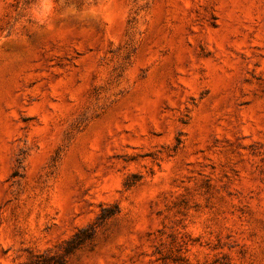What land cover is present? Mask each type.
<instances>
[{"label": "rangeland", "instance_id": "374dc122", "mask_svg": "<svg viewBox=\"0 0 264 264\" xmlns=\"http://www.w3.org/2000/svg\"><path fill=\"white\" fill-rule=\"evenodd\" d=\"M264 264V0H0V264Z\"/></svg>", "mask_w": 264, "mask_h": 264}, {"label": "trees", "instance_id": "16d2710c", "mask_svg": "<svg viewBox=\"0 0 264 264\" xmlns=\"http://www.w3.org/2000/svg\"><path fill=\"white\" fill-rule=\"evenodd\" d=\"M80 235V234H79ZM78 234L67 243L64 250L58 252H45L32 255L27 264H67L68 259L75 249L81 244Z\"/></svg>", "mask_w": 264, "mask_h": 264}]
</instances>
